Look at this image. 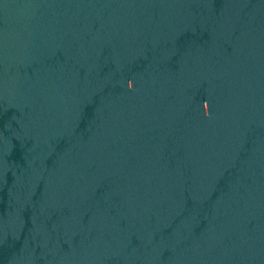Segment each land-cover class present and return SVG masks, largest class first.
I'll use <instances>...</instances> for the list:
<instances>
[{
  "label": "water",
  "instance_id": "water-1",
  "mask_svg": "<svg viewBox=\"0 0 264 264\" xmlns=\"http://www.w3.org/2000/svg\"><path fill=\"white\" fill-rule=\"evenodd\" d=\"M0 264H264V0H0Z\"/></svg>",
  "mask_w": 264,
  "mask_h": 264
}]
</instances>
